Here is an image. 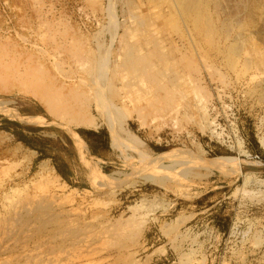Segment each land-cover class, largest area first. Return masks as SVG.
I'll use <instances>...</instances> for the list:
<instances>
[{
    "label": "rangeland",
    "instance_id": "obj_1",
    "mask_svg": "<svg viewBox=\"0 0 264 264\" xmlns=\"http://www.w3.org/2000/svg\"><path fill=\"white\" fill-rule=\"evenodd\" d=\"M180 1L0 0V264H264V20L218 0L212 39Z\"/></svg>",
    "mask_w": 264,
    "mask_h": 264
},
{
    "label": "bare ground",
    "instance_id": "obj_2",
    "mask_svg": "<svg viewBox=\"0 0 264 264\" xmlns=\"http://www.w3.org/2000/svg\"><path fill=\"white\" fill-rule=\"evenodd\" d=\"M180 1V0H179ZM222 1V0H221ZM231 1V0H230ZM230 1H229V3H230ZM239 2H240V4H242L243 5V7H245V12H246V16L247 17H249V19L250 20H252L256 15H258L257 13H260L261 15H262V17H263V20H264V8L263 9H259V7H258V5L259 6H261V5H263V3L261 4V3H259L258 5L256 4L257 3V1H259V0H238ZM219 1L218 0H181L180 1V3H181V7H182V10H183V12L182 13H184V15L186 16V15H192V17H193V20H194V26H195V28L196 29H198V31L200 30L202 33H203V35L204 36H207V37H211L212 39H215V37H216V35L218 36V32H217V28L215 27V25L213 24V18L211 19L210 18V15H208V12H210L209 11V9H210V7H212V9L214 8V9H216V10H219V9H221V7H220V4L218 3ZM232 2V1H231ZM261 2H262V0H261ZM264 2V1H263ZM225 3V2H224ZM235 3H237V2H235ZM235 3L233 4L234 6H236L235 5ZM179 4V3H178ZM222 6H224V4L222 5ZM238 6V5H237ZM240 6V5H239ZM236 8V7H235ZM238 8V7H237ZM180 9V8H179ZM222 10V9H221ZM258 10H260V12H258ZM221 12V11H220ZM238 12V11H237ZM236 12V13H237ZM243 12H244V10H243ZM214 13V12H213ZM216 13H218V12H216ZM240 12H238V14H239ZM215 14V13H214ZM215 15H218V14H215ZM229 15V14H228ZM261 15H259V18H261L260 16ZM244 18V17H243ZM256 18V17H255ZM258 18V19H259ZM239 19V18H238ZM237 18H236V16L235 17H229L228 19L226 18V20L225 21H223V25H224V31H223V33L222 34H219V38H224L223 36H226V37H230L231 36V33H232V31H233V28L234 27H239L240 28V26H238V24H235V22L236 23H238L239 22V20H238ZM245 19H246V17H245ZM257 19V20H258ZM217 20H218V18H217ZM247 20V19H246ZM250 20L248 21V22H250ZM220 21H222V20H220ZM240 21H241V19H240ZM253 21V20H252ZM246 22V21H245ZM216 23H217V21H216ZM215 23V24H216ZM222 23V22H221ZM239 24H240V22H239ZM263 24H264V21H263ZM221 25V24H220ZM248 26V25H247ZM219 28V27H218ZM221 28V27H220ZM242 28V27H241ZM244 28L245 27H243V30H244ZM247 28V27H246ZM235 30H236V28H234ZM220 30H222V29H220ZM242 30V31H243ZM246 30V29H245ZM248 30V29H247ZM199 31V32H200ZM236 31H238V30H236ZM240 32V31H239ZM225 33V34H224ZM224 34V35H223ZM233 34V33H232ZM233 36V35H232ZM235 37V36H234ZM217 38V37H216ZM224 40V39H223ZM235 40V39H234ZM237 40H239V39H237ZM235 43H237V42H235ZM243 43V42H242ZM228 47V46H227ZM244 49H246V48H244ZM241 46L240 45H232L231 47H230V50H229V56H230V58H231V62L232 61H236V58H237V56H239L240 55V53H241ZM247 52V51H246ZM250 57V56H249ZM227 58V57H226ZM250 60V59H249ZM228 62H230V61H228ZM230 64V63H229ZM251 64V63H250ZM255 65V64H254ZM247 67V66H246ZM261 67V66H260ZM219 72V71H218ZM264 94V93H263ZM62 100V99H61ZM65 103V102H64ZM73 105V104H72ZM112 106V105H111ZM111 106L108 104L106 107H104V108H107V110L106 111H108V114L105 116L106 118H107V120H106V123H107V125H108V127L110 126V127H112V124H114V122L116 123V122H118V120H119V116H117L118 114H117V112L116 113H112V111H111ZM101 110V114H104L105 112H104V110H103V108L102 109H100ZM68 112H69V110H68ZM71 112V111H70ZM63 113V112H62ZM74 113V112H73ZM66 113H64L62 116H57L56 114H53L51 111H49V115L51 116V117H54L55 119L56 118H59V122L64 126V128H66L68 131H71V128L72 127H74V128H86V129H96L98 126H99V124L100 123H102L103 125H104V123L103 122H98V119H94V118H81V119H77V118H71L70 119V117H68V115H65ZM100 114V115H101ZM79 117V116H78ZM83 117V116H82ZM101 117V116H100ZM67 118H69V119H67ZM214 122V121H213ZM60 124V125H61ZM113 128V127H112ZM47 135V134H46ZM79 135V134H78ZM80 136V135H79ZM81 137V136H80ZM82 138V137H81ZM233 161H236V160H221V159H216L215 160V163L214 164H216L217 165V168H216V170L218 169V170H220V171H222V172H224L225 171V169L227 168V167H231V166H229V165H231L232 164V162ZM157 162H158V160H157ZM156 162V163H157ZM229 163H231V164H229ZM233 163H235V162H233ZM181 166V165H180ZM241 167L243 168V165H241ZM240 167V168H241ZM238 168L237 170H236V172H238V173H236V174H238L239 175V173H242L243 174V169L241 168ZM183 170H181V172H183V171H186V169H184V168H182ZM229 169V168H228ZM217 170V171H218ZM241 170V171H240ZM180 171V170H179ZM227 171V170H226ZM225 171V172H226ZM233 171V170H232ZM230 172V171H229ZM178 173V175H179V172H177ZM176 173V174H177ZM212 173V172H211ZM150 174V173H149ZM231 174V173H230ZM212 175V174H211ZM180 176H182V175H180ZM184 176V175H183ZM179 177V176H178ZM255 176H253V178H254ZM244 179H245V177H244ZM251 179V175L250 176H248V175H246V180L245 181H249ZM255 179V178H254ZM253 180V179H252ZM257 181V180H256ZM259 185L261 184V183H264V180H259ZM244 183V182H243ZM253 183V182H252ZM254 183H255V181H254ZM245 184H247V183H245ZM263 185V184H262ZM264 186V185H263ZM12 206V205H11Z\"/></svg>",
    "mask_w": 264,
    "mask_h": 264
},
{
    "label": "trees",
    "instance_id": "obj_3",
    "mask_svg": "<svg viewBox=\"0 0 264 264\" xmlns=\"http://www.w3.org/2000/svg\"><path fill=\"white\" fill-rule=\"evenodd\" d=\"M5 124L7 126H4V128H1L2 130L11 132L12 134L17 138L18 141L22 142L25 146L27 147H31L32 149L36 150L39 153V157L41 159L43 158H48L47 154L44 152L43 149L41 148H37L34 145V140L30 139L27 135H25L24 133L19 132L18 130H12L11 126H16L18 129H20V124L18 123H14L11 122L9 120H5ZM89 144L91 151L95 154L96 153V148L95 146L92 144V142L98 144V143H103L105 144V146L108 145V135L105 132H94V131H87V130H78L77 133H75V136L77 137L78 141L80 142V137L79 135ZM252 142L257 146V142L256 140L253 138ZM56 170L59 173V175L64 178L65 180H67L69 178V173L67 174V172H64V170H62L60 168V166L57 164H55ZM65 171H68V166L65 164L64 166ZM218 220L215 223V226L217 227V229L221 232V233H227L229 230V223L227 222L228 220L225 218H221L218 217Z\"/></svg>",
    "mask_w": 264,
    "mask_h": 264
}]
</instances>
